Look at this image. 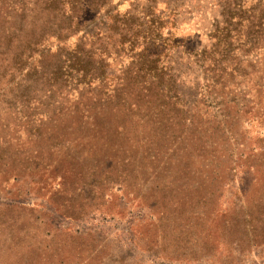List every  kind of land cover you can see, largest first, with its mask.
<instances>
[{"label":"rangeland","instance_id":"rangeland-1","mask_svg":"<svg viewBox=\"0 0 264 264\" xmlns=\"http://www.w3.org/2000/svg\"><path fill=\"white\" fill-rule=\"evenodd\" d=\"M153 1L118 11L133 3L170 34L159 56L176 80L170 100L130 111L114 96L135 51L104 12L79 28H108L109 96L68 85L61 104L30 97L15 54L0 58V264H264V42L244 44L241 13L230 56L215 47L220 71H205L193 52L232 0ZM238 2L247 11L255 0ZM23 9L28 0H0V37L39 28Z\"/></svg>","mask_w":264,"mask_h":264},{"label":"trees","instance_id":"trees-1","mask_svg":"<svg viewBox=\"0 0 264 264\" xmlns=\"http://www.w3.org/2000/svg\"><path fill=\"white\" fill-rule=\"evenodd\" d=\"M116 1L114 3L115 0H28L27 11L23 9L22 16L18 18L24 19V15L31 17L32 13H36L33 24L36 23L39 28H11L7 34H3L0 37V58H4L9 52L15 54L16 64L24 66V90H28L30 97L41 92L45 96L58 97L56 103L61 104L68 85L93 92L97 97L109 96L106 81L109 65L107 44L104 42L108 40L105 35L108 28L101 29L100 31H103L100 33L79 28L83 23L81 20L83 14L96 15L104 12L108 16L112 14V20L119 21L123 27L112 28L114 37L118 33L120 41L128 43L131 52L135 51L128 68L122 71L124 74L122 84L119 88L111 89L114 96L124 92V103L129 107L128 110L133 111L135 102L147 100L151 102L150 98H158L164 102V99L170 100L173 97L170 96L171 93L179 95L174 76L164 75L159 61L163 47H167L160 43V39L167 40L170 34L164 39L161 33L163 25L155 26L153 21L151 27L143 21L144 19L140 21L138 15L135 16L136 7L133 3L129 11L119 14L118 7L127 0ZM148 2L154 4L153 0ZM142 9L140 13L146 14L147 12ZM152 9H155L154 5L147 8ZM133 10L135 11L131 12ZM241 13L248 14L241 20L244 21L243 26L246 28L244 44L253 47L259 40L264 42V0H255L247 11L242 9L238 0H232L222 6L224 27L211 30L208 34L209 45L203 46L199 53L193 52L194 57H200L199 60L195 59L196 64L200 63L205 71H220L217 67L230 56L232 35L239 34L238 31L237 34H233L236 29L230 26H234L233 23L242 18ZM39 21H42L41 24ZM43 24L45 28H41ZM55 26L58 28H54ZM71 38H75L73 46L67 43ZM2 47L4 51L1 50ZM20 47L22 50H18ZM177 47H179L177 44L171 46L172 49ZM215 47H221L219 52L221 61L213 59ZM204 70V73H208ZM95 102L98 106H104L108 100Z\"/></svg>","mask_w":264,"mask_h":264}]
</instances>
